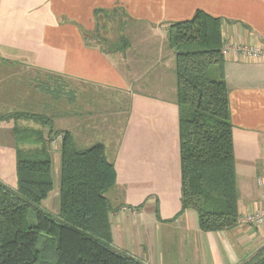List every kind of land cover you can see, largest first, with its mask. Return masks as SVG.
<instances>
[{
    "label": "crops",
    "instance_id": "crops-1",
    "mask_svg": "<svg viewBox=\"0 0 264 264\" xmlns=\"http://www.w3.org/2000/svg\"><path fill=\"white\" fill-rule=\"evenodd\" d=\"M116 7L123 12L115 16L116 38L108 40L102 30L113 20L107 14L96 17L95 10ZM197 10L222 19L225 42L264 45V0H0V113L46 115L61 99L64 119L76 109L73 123L111 130L98 142L117 171L113 193H122L109 200L112 244L147 264H241L264 251V224L203 231L195 210L181 213L175 56L166 29ZM121 35L129 46L111 50ZM224 72L244 214L263 203L258 178L264 177V60L225 57ZM168 97L174 103L169 110ZM119 98L164 100L156 107L142 101L146 122L131 117L116 138ZM16 124L49 130L36 118H19ZM13 127V120L0 122L5 182L9 171H16Z\"/></svg>",
    "mask_w": 264,
    "mask_h": 264
},
{
    "label": "trees",
    "instance_id": "trees-1",
    "mask_svg": "<svg viewBox=\"0 0 264 264\" xmlns=\"http://www.w3.org/2000/svg\"><path fill=\"white\" fill-rule=\"evenodd\" d=\"M120 12L117 7L96 9L95 15L117 21ZM222 23L220 17L197 10L166 29L175 56L181 213L195 210L203 231L231 229L242 215ZM112 45L113 51H125L129 40L121 35ZM213 68L217 78L211 76ZM19 118H36L49 130L19 126ZM10 120L17 187L0 179V264H147L113 247L112 205L106 193L116 185L117 171L104 143L79 149L71 131L54 129L52 119L42 114L0 113V122ZM60 135V211L54 218L41 204L54 187L50 146ZM241 264H264V251Z\"/></svg>",
    "mask_w": 264,
    "mask_h": 264
},
{
    "label": "rangeland",
    "instance_id": "rangeland-1",
    "mask_svg": "<svg viewBox=\"0 0 264 264\" xmlns=\"http://www.w3.org/2000/svg\"><path fill=\"white\" fill-rule=\"evenodd\" d=\"M107 25L104 27L107 28L106 32L104 30H102V34L105 35L107 37L108 40L111 39H115L116 38V29L119 27L117 22L114 21H106ZM102 29V27H101ZM167 37V36H166ZM25 69V68H24ZM217 69L213 68L211 71V76L212 78H217ZM41 95V94H40ZM148 101V102H152L154 103L155 107L159 106V104H161L160 102H162L161 100L164 99H134V98H126V99H118L117 100V104H114V108H117L116 112H119L118 115V121L117 124L115 126L116 128V138L120 137L121 134L124 132L125 127L128 125V123L130 124V118L131 117H135L136 121H138L139 119H141L142 121L146 122V118L147 116L144 114L143 112V108L141 105L142 101ZM168 104L167 105V109L169 110L170 108L173 107L172 104V98L168 97ZM62 101L60 100H55L54 106H53V112L50 111V109L46 110V115L49 118H53L54 120V127L59 130H65L64 127L66 126H70L72 133L75 137L76 140V146L79 149H84L87 148L89 146H91L92 144H94L95 142H98L100 140H104L105 137H103V135L106 133H111V130H93V129H84L82 127H80L77 123H73L74 118H78V110H70V112L68 111L69 114H71L70 116L67 117V119H64L62 116L63 113V108H62ZM43 113V112H42ZM108 115H105V117ZM111 116V115H110ZM113 117L115 115H112ZM170 119L169 114L167 115ZM152 118H150L152 121L153 119H155L153 116H151ZM128 118V121H126L125 119ZM169 123V127L171 126V121L168 122ZM145 124V123H144ZM143 124V125H144ZM61 136V135H60ZM102 138V139H101ZM141 141H139L140 143ZM15 147V146H14ZM29 147V146H28ZM26 148V147H25ZM50 151L52 154V177H53V182H54V187L52 189V191L49 193L48 197L42 201L41 207L43 209H45L46 211H48L54 218H58L59 215V211H60V174H61V153H60V141L58 140L55 144H51L50 146ZM8 158H11V154H8ZM9 178L7 179V182H5V180L1 179L3 182H5L7 185H9L12 188H16L17 186V175H16V171L15 170H11L9 171ZM113 189L111 188L109 191H107L106 196L108 197V199L110 201H114L117 200L118 198H122V193L121 194H115L113 193ZM123 196L124 195V191H123ZM31 217H30V221L31 223H35L36 221V217H35V213L34 211L31 212Z\"/></svg>",
    "mask_w": 264,
    "mask_h": 264
},
{
    "label": "built area",
    "instance_id": "built-area-1",
    "mask_svg": "<svg viewBox=\"0 0 264 264\" xmlns=\"http://www.w3.org/2000/svg\"><path fill=\"white\" fill-rule=\"evenodd\" d=\"M222 53L224 57H232L235 60L242 58L243 60H264V45H250L241 42H224L222 47ZM61 140V136H58L54 141ZM259 184L264 188V177L258 178ZM263 203L256 211L247 212L239 217L238 223L250 224V225H262L264 224V190L262 193Z\"/></svg>",
    "mask_w": 264,
    "mask_h": 264
}]
</instances>
